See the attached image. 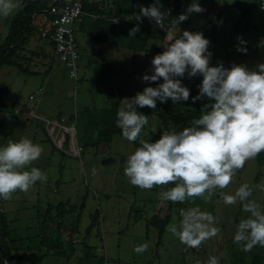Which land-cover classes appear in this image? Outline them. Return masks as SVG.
Segmentation results:
<instances>
[{
	"label": "rangeland",
	"instance_id": "obj_1",
	"mask_svg": "<svg viewBox=\"0 0 264 264\" xmlns=\"http://www.w3.org/2000/svg\"><path fill=\"white\" fill-rule=\"evenodd\" d=\"M27 2L19 0L17 10L7 17L0 16V45L8 35L12 19L23 11ZM192 2L187 0V7ZM196 2L205 11L189 15L193 26L191 31L203 32L210 41V63L225 62L227 59L225 63L246 65L250 70L264 63V9L260 0ZM246 7L247 18L237 23ZM50 21L42 14L37 17L34 33L22 51L27 57L22 59V63L30 72L9 64L0 68V146H5L9 140L19 141L24 136L41 145L44 149L41 157L26 170L37 167L48 177L47 181H37L26 193L18 190L11 200L0 198L12 233L13 264H197V261L206 264L212 255L219 258V264H234V253L240 250L233 242L235 226L247 215L239 203L223 204L219 200L218 189L209 202L196 198L194 202L175 204L170 222L173 216L179 219L181 208L199 206L202 211L210 212L219 219L217 226L221 231L199 248H187L166 231L161 243H158L159 231L153 226L148 227V221L161 207V193L174 185L142 190L130 184L124 175L125 161L139 142H129L115 135L111 143L102 144L98 149L95 146L86 147L79 158L67 155L55 145L47 121L41 118L61 119L66 115L74 121L87 105L107 107L108 85L123 89L124 99L135 96L145 87H156L157 83H162V80L145 82L142 79L145 74H152L151 61L163 51L156 30L151 33L148 50L143 52H135L119 44L96 42L90 39L91 17L84 11L75 22L81 53L78 79L75 80L70 78L54 55L53 46L42 35L46 31L50 33ZM214 22H217L216 26ZM238 33L244 35L246 54L237 51L240 45ZM192 79L199 89L203 77ZM189 81L185 74L182 83L190 89L187 102L173 103L169 99L180 108L195 106ZM38 92L42 93L41 98L32 100L30 96ZM158 104L162 106L164 103L157 101ZM156 109H137L149 119L140 134L141 139L156 140L159 116ZM35 114L40 117H35ZM259 171L261 176L256 180ZM243 183L253 187L264 183V165L259 167L256 158L247 161L223 191L234 193ZM251 199L264 206V192L255 187ZM60 204L64 206L65 214L64 231L58 239L56 214ZM48 209L50 222L46 238L49 241L42 243L41 232L44 231ZM76 214L80 216V221L76 232L71 233L70 225L77 219ZM96 215V224L87 234ZM145 242L149 244L146 252H134L136 246ZM256 250L264 253V247L252 249Z\"/></svg>",
	"mask_w": 264,
	"mask_h": 264
},
{
	"label": "clouds",
	"instance_id": "obj_2",
	"mask_svg": "<svg viewBox=\"0 0 264 264\" xmlns=\"http://www.w3.org/2000/svg\"><path fill=\"white\" fill-rule=\"evenodd\" d=\"M19 7V0H0V16L7 17ZM162 8L160 0H155L151 6H141L135 19L142 23L147 17L165 30L164 19L170 13L163 12ZM204 11L199 2L193 0L184 13L171 18L167 29L171 38L166 36L164 50L152 59V74L142 77L145 82H163L120 101L117 127L124 139L139 142L125 161L124 175L131 185L142 190L174 185L161 193L163 200L173 204L194 202L196 198L209 202L219 189V200L223 204L239 203L247 214L236 224L233 242L241 251L250 252L256 246L264 247V206L251 199L254 187L264 192V183L254 187L243 183L234 193L223 190L247 161L264 152V63L251 70L236 63L230 68L222 62L210 66V41L203 32L184 30L178 36L171 35L190 14ZM112 23H119V19ZM139 23L129 30L130 37L140 31ZM245 43L240 41V45ZM240 45L237 51L246 54L247 48ZM185 74L189 79L203 77L198 95L192 97L193 103L205 98L208 101L200 116L180 131H163L154 142L141 139L140 134L149 119L137 109H156L157 101L166 103L169 99L173 103L187 102L190 89L182 83ZM43 151L41 145L27 136L0 146V198L11 200L18 190L26 193L37 181H47V175L39 168L26 170ZM218 224L219 219L212 213L194 206L181 208L179 219L173 216L166 232L187 248H199L220 233ZM148 247L145 242L133 250L143 254ZM206 264H219V258L212 255Z\"/></svg>",
	"mask_w": 264,
	"mask_h": 264
},
{
	"label": "trees",
	"instance_id": "obj_3",
	"mask_svg": "<svg viewBox=\"0 0 264 264\" xmlns=\"http://www.w3.org/2000/svg\"><path fill=\"white\" fill-rule=\"evenodd\" d=\"M63 0H28L26 6H24L23 11L18 13L13 19L9 27L8 35L4 42L0 45V68L3 65H15L21 71H29L28 68L22 63V59H27V57L22 53L23 49L29 43V39L34 33L35 22L39 15H45L51 19L49 12L50 6L54 3H62ZM244 5V4H243ZM245 7V5L243 6ZM83 8L86 14L91 17L90 24V39L96 42H102L106 44H119L126 47L129 50L135 52H143L148 50V45L150 42L152 29L146 22L139 23L136 20L124 19L119 16H111V14H106L101 8H99L98 3H90L84 0ZM248 9L247 7L241 12L238 22L243 21L247 18ZM119 19V23H112L113 20ZM139 23L140 31L137 32L136 36L130 37L129 30L136 27ZM217 22H214L216 26ZM43 35V34H42ZM44 37V36H43ZM46 42L53 46L54 42L50 40L49 37H44ZM55 55V54H54ZM227 62V59H225ZM226 68H230L232 63H225ZM220 61L210 63V66H217ZM52 64H49L51 66ZM50 68L47 70L49 71ZM192 86L193 96H197L199 89L196 88L193 79L189 81ZM108 91V103L107 107L99 108L95 105H87L83 107L78 114V140L79 143L84 147L95 146L97 149L102 144H109L113 141L115 135L122 136L121 129L117 127V111L120 101L124 97V91L121 88L114 87L113 85L107 86ZM208 103L207 99L197 100L195 106L180 108L178 105H174L171 101H167L162 106L157 105L156 112L158 116V123L156 126L157 139L160 138L163 131L177 130L180 131L184 127L189 126L191 121L200 116V111L204 104ZM98 133V134H97ZM257 162L259 167L264 165V152L259 154L257 157ZM261 172L257 174L256 180H259ZM182 203H176V205ZM83 206V205H82ZM175 207L171 201L163 200L161 202V207L159 211L153 215V217L148 221V227L153 226L158 229L159 241L161 243L164 233L166 231V226L171 221L172 211ZM64 206L60 204L57 207V228H58V239H60V234L64 231L63 228V217L65 214ZM77 219L72 221L70 225L71 233H75L80 216L76 214ZM50 209L47 210L44 218V231L41 232L43 236L42 243L49 241L46 238V229L49 225ZM52 218V217H51ZM58 218V219H57ZM98 215L94 216L93 222L87 230V234L90 233L92 227L96 224ZM62 219V220H61ZM55 220V221H56ZM11 229L9 227L8 219L5 216L4 211L1 207L0 201V264H6V253L9 261L13 264V247L11 246L13 239L11 238ZM40 236V237H41ZM202 246V245H201ZM53 247H59L54 245ZM52 249V248H51ZM49 249V251L51 250ZM54 250H57L53 248ZM202 247L199 249V251ZM198 251V252H199ZM238 253V252H237ZM234 253L236 260L234 264H263L264 263V253L261 250L243 252L239 250V253Z\"/></svg>",
	"mask_w": 264,
	"mask_h": 264
},
{
	"label": "built area",
	"instance_id": "obj_4",
	"mask_svg": "<svg viewBox=\"0 0 264 264\" xmlns=\"http://www.w3.org/2000/svg\"><path fill=\"white\" fill-rule=\"evenodd\" d=\"M155 0H149V4L152 5ZM163 5L161 9L163 12L170 13L164 19L165 30L155 24L154 21L149 18H143V22H146L152 29L159 30L164 33L162 42L163 46L166 42V36L170 39L167 29L169 28L171 18L178 17L184 13L187 9V0H160ZM261 8L264 5V0H260ZM131 12L127 19L136 20L135 16L140 13L141 4L138 1H130L129 3ZM264 9V8H263ZM51 15V30L50 33L43 32L44 37H49L54 42V54L63 64L64 68L68 72L70 78L78 79V63L81 58L79 46L77 43L75 22L84 13L83 0H73L69 2L54 3L49 9ZM137 21V20H136ZM185 22V21H184ZM173 32L172 36H178L180 33L177 31ZM244 41V35L238 33L237 41ZM244 47H246L244 45ZM41 92L32 94L30 98L32 100L40 99ZM35 117H40L35 114ZM47 121V128L49 129L50 135L53 137L55 145L60 148L67 155L82 157L84 153V147L79 143L78 140V120L77 117L74 121H70L69 116H61V119H49L45 116L41 117Z\"/></svg>",
	"mask_w": 264,
	"mask_h": 264
},
{
	"label": "crops",
	"instance_id": "obj_5",
	"mask_svg": "<svg viewBox=\"0 0 264 264\" xmlns=\"http://www.w3.org/2000/svg\"><path fill=\"white\" fill-rule=\"evenodd\" d=\"M69 1H73V0H63V2H69ZM86 1L90 3H98L99 8L105 11V13L109 12L111 16H119L124 19H127V17L130 15V12H131L129 3L130 1H133V0H86ZM134 1H138L141 4V6H144V7H148L149 5V0H134ZM189 18L181 26L178 27L177 31L179 33L180 32L182 33L184 30L191 31V28H193V26L192 24H190ZM80 27H83V25H81ZM156 35H157L156 36L157 40L160 41L161 43L160 47L162 48L164 33L162 31L156 30Z\"/></svg>",
	"mask_w": 264,
	"mask_h": 264
},
{
	"label": "water",
	"instance_id": "obj_6",
	"mask_svg": "<svg viewBox=\"0 0 264 264\" xmlns=\"http://www.w3.org/2000/svg\"><path fill=\"white\" fill-rule=\"evenodd\" d=\"M4 255L6 257V264H11L10 261H9V259H8V257H7V255H6V253H4Z\"/></svg>",
	"mask_w": 264,
	"mask_h": 264
}]
</instances>
